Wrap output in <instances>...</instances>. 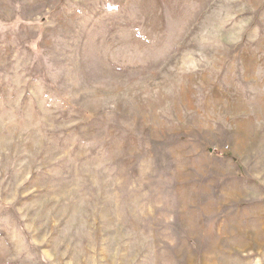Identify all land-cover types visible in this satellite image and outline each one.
Wrapping results in <instances>:
<instances>
[{"label": "rangeland", "instance_id": "1", "mask_svg": "<svg viewBox=\"0 0 264 264\" xmlns=\"http://www.w3.org/2000/svg\"><path fill=\"white\" fill-rule=\"evenodd\" d=\"M0 264H264V0H0Z\"/></svg>", "mask_w": 264, "mask_h": 264}]
</instances>
